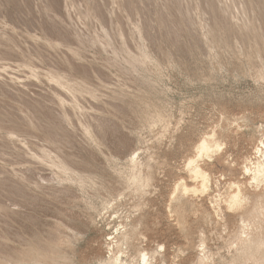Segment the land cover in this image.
<instances>
[{"label": "rangeland", "instance_id": "obj_1", "mask_svg": "<svg viewBox=\"0 0 264 264\" xmlns=\"http://www.w3.org/2000/svg\"><path fill=\"white\" fill-rule=\"evenodd\" d=\"M262 141L264 0H0V264H264Z\"/></svg>", "mask_w": 264, "mask_h": 264}, {"label": "bare ground", "instance_id": "obj_2", "mask_svg": "<svg viewBox=\"0 0 264 264\" xmlns=\"http://www.w3.org/2000/svg\"><path fill=\"white\" fill-rule=\"evenodd\" d=\"M261 144H262V147L258 148L259 156L257 157L256 161L252 162L251 166H247V172H248L250 178L256 184H260V183L264 182V141H262ZM200 148L203 151V153H204V151L206 153H210L211 151H213L211 145L208 144L207 141H204L202 143V145H200ZM190 163H191V161H190ZM199 167L198 166L194 167L193 171L196 174V177L202 178L203 189L206 190L205 183H206V177L207 176H206V173L202 171L203 169L199 168ZM183 189L185 191H188L189 190L188 185L184 184ZM237 189H239V188H237ZM244 201H245V197H243L242 191L239 189V190H237L236 193H234L231 196L230 201H229V208L230 209L240 208L243 206ZM128 235H129L128 232H122L121 239L116 241L117 250L115 252H113L109 258L103 260L100 264H153V257L150 256L147 252H142L141 257L138 261H136L134 259H129L128 256H125V252L123 251L122 246H123V244H126L125 240L128 238ZM115 238H117V237H113V239H115ZM248 242H252L250 238H246L243 240V244H247ZM131 245H132V243H131ZM155 252H153V253H155Z\"/></svg>", "mask_w": 264, "mask_h": 264}]
</instances>
